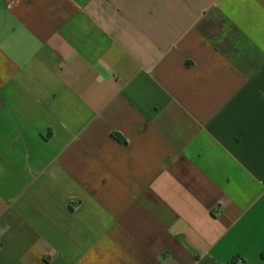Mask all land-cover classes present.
Returning a JSON list of instances; mask_svg holds the SVG:
<instances>
[{
  "label": "crops",
  "instance_id": "1",
  "mask_svg": "<svg viewBox=\"0 0 264 264\" xmlns=\"http://www.w3.org/2000/svg\"><path fill=\"white\" fill-rule=\"evenodd\" d=\"M264 264V0H0V264Z\"/></svg>",
  "mask_w": 264,
  "mask_h": 264
},
{
  "label": "built area",
  "instance_id": "2",
  "mask_svg": "<svg viewBox=\"0 0 264 264\" xmlns=\"http://www.w3.org/2000/svg\"><path fill=\"white\" fill-rule=\"evenodd\" d=\"M238 264H244V263L239 262Z\"/></svg>",
  "mask_w": 264,
  "mask_h": 264
}]
</instances>
